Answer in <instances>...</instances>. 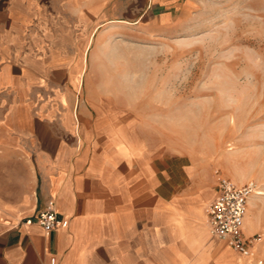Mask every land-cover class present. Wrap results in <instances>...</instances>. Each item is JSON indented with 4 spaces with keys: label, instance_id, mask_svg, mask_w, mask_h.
I'll return each instance as SVG.
<instances>
[{
    "label": "crops",
    "instance_id": "1",
    "mask_svg": "<svg viewBox=\"0 0 264 264\" xmlns=\"http://www.w3.org/2000/svg\"><path fill=\"white\" fill-rule=\"evenodd\" d=\"M192 2L0 0V264H252L206 227L219 179L127 110L51 88L71 82L97 7L135 6L132 24L161 28ZM49 201L55 230L25 223ZM248 217L243 232L256 235Z\"/></svg>",
    "mask_w": 264,
    "mask_h": 264
},
{
    "label": "rangeland",
    "instance_id": "2",
    "mask_svg": "<svg viewBox=\"0 0 264 264\" xmlns=\"http://www.w3.org/2000/svg\"><path fill=\"white\" fill-rule=\"evenodd\" d=\"M191 1L185 13L172 9L182 21L161 28L147 17L132 24L135 6L97 7L71 82L58 75L51 88L127 110L160 145L186 153L203 179L252 183L256 196L264 193V0ZM252 200L259 241L249 260L264 264V195Z\"/></svg>",
    "mask_w": 264,
    "mask_h": 264
},
{
    "label": "built area",
    "instance_id": "3",
    "mask_svg": "<svg viewBox=\"0 0 264 264\" xmlns=\"http://www.w3.org/2000/svg\"><path fill=\"white\" fill-rule=\"evenodd\" d=\"M255 194V186L252 183L236 185L220 178L214 199L205 207V224L209 234L223 241L241 257L252 256L259 241L256 235L246 236L243 232L248 200ZM25 223L36 224L45 232L55 230L59 221L52 202H47L34 219Z\"/></svg>",
    "mask_w": 264,
    "mask_h": 264
},
{
    "label": "bare ground",
    "instance_id": "4",
    "mask_svg": "<svg viewBox=\"0 0 264 264\" xmlns=\"http://www.w3.org/2000/svg\"><path fill=\"white\" fill-rule=\"evenodd\" d=\"M256 194H257V193H256ZM262 195H264V193L259 191V192H258V195H256V196L253 195L254 197H253V196L250 197V199L248 200V204H247L246 212H247V210H248V206L250 207V210H251L252 207H253V205H254V204H253V203H254V200H252V198L254 199V198H256L257 196H262ZM250 200H251L252 202L249 203ZM256 201H257V200H256ZM255 207H256V206H255ZM250 210H249V211H250ZM252 210H253V209H252ZM246 224H247V225L249 224L250 227H251V225H252V220H250V217L247 218V220H246Z\"/></svg>",
    "mask_w": 264,
    "mask_h": 264
}]
</instances>
